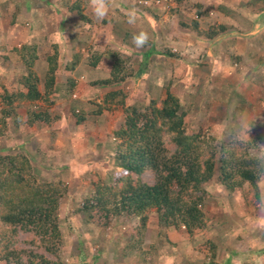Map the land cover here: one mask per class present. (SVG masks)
I'll return each instance as SVG.
<instances>
[{
	"label": "rangeland",
	"instance_id": "rangeland-1",
	"mask_svg": "<svg viewBox=\"0 0 264 264\" xmlns=\"http://www.w3.org/2000/svg\"><path fill=\"white\" fill-rule=\"evenodd\" d=\"M62 2L0 0V85L7 90L14 87L12 79L20 70L17 56L10 50L18 48L22 40L37 46L40 60L51 53L49 46L52 44L56 46L57 59L59 53H69L67 45L58 47L53 42L60 37L64 40L67 34L57 35L49 28L51 17H69L76 29L75 37L79 36L71 46V60L74 56L77 60L75 65L81 58V65L85 66L86 59L93 54L99 57L98 72L105 75L112 63L105 53L114 50L122 58L128 57L127 67L133 73L115 86L97 87V93L87 95L89 101L99 102L105 92L122 89L126 105L145 104L149 99L162 98L164 88L168 87L188 111L186 128L200 129L215 140L252 141V153L264 156V65L256 67V63L264 61V36L254 38L264 30V18L259 21L252 18L258 17L255 12L263 9L261 0H183L179 5L171 0H104L103 17L97 15L91 0H79L83 22L67 12ZM38 3L51 8L50 21L49 17L43 19L31 30L34 20L28 14L39 11ZM195 3L209 7V16L198 19L201 28L214 23L229 25L230 30L217 36L222 37L220 44H216L217 37L206 41L180 24L189 25L194 19L192 6ZM223 9L228 10L224 15ZM233 15L238 21L229 18ZM248 18L252 23L250 27L245 23ZM30 30L26 37L25 33ZM141 33L146 34L145 43L148 44L135 42ZM149 48L152 51L146 58L142 54ZM165 51L176 57L165 55ZM233 57H238L239 61ZM62 66L64 63L60 62L59 71L55 72V79L61 82L77 70L68 67V72V68ZM60 95L51 97L54 105L48 110L50 117L58 114L63 102L73 100ZM81 98L79 95L78 101ZM113 111L118 114L109 127L116 129L121 112ZM61 112L65 114L61 124H50L48 129L24 125L25 109L19 108L17 123L14 125L7 120L0 136V152H24L38 180L61 181L66 185L67 196L59 211L64 264H202L204 255L196 248L205 240L216 245L214 260L217 264H264V176L257 183L258 200L249 186L226 193L212 177L203 186V229L188 236L182 229L157 226L153 217L148 221L139 254L135 257L122 255L118 248L125 242L127 231L136 224L135 220L121 218L97 232L81 224L72 212L73 202L89 191L91 182L114 171L113 142L102 140L106 144L103 155L99 151L91 153L90 149L89 154L82 151L79 138L76 144L70 142L77 129L74 117L68 110ZM69 145L75 152L70 156L65 152ZM82 154L81 162L78 158ZM21 239L25 240L24 236ZM19 248L27 250L30 247L24 244Z\"/></svg>",
	"mask_w": 264,
	"mask_h": 264
},
{
	"label": "trees",
	"instance_id": "trees-1",
	"mask_svg": "<svg viewBox=\"0 0 264 264\" xmlns=\"http://www.w3.org/2000/svg\"><path fill=\"white\" fill-rule=\"evenodd\" d=\"M78 1L63 0L61 5L75 14L78 22H83ZM171 1L179 5L183 0ZM192 7L194 19L189 25L180 24L197 37L207 41L230 30L229 25L221 23L201 28L198 19L209 16V7L198 3ZM229 18L238 21L235 15ZM245 23L247 27L252 25L249 19ZM49 47L51 53L44 56L41 67L37 63L38 48L33 43L24 42L10 50L17 56L23 74L12 79L13 89L0 85V136L7 120L17 123L19 108L25 109L24 125H50L55 120L48 114L54 105L50 96L71 95L74 79H66L63 92L55 84L56 46ZM151 51L149 48L142 55L149 56ZM105 54L112 60L110 70L101 79L89 82L90 87H112L133 76L127 67L128 57L122 58L114 50ZM164 54L176 57L167 51ZM73 58L69 68L77 61ZM98 59L91 54L85 66L95 67ZM233 59L239 61L238 57ZM256 64L262 66L264 61ZM163 94L162 98L149 99L145 104L126 105L122 89H113L102 94L99 102L90 101L94 107L92 115L102 111L121 112L120 123L110 133L115 169L91 182L89 191L73 202L72 212L81 224L97 232L121 218L135 220L136 224L127 231L125 242L118 248L124 256L139 254L150 218H155L157 226L182 229L188 236L203 229V186L212 177L226 193L247 185L258 200L257 183L264 176V156L252 153V141L215 140L200 129L186 128L185 106L168 87ZM69 110L75 124L84 120L81 109ZM66 196L63 182H43L36 178L24 152H0V264H64L59 211ZM24 244L30 248L20 249ZM196 249L204 255L202 264H217L216 245L212 241L205 240Z\"/></svg>",
	"mask_w": 264,
	"mask_h": 264
},
{
	"label": "crops",
	"instance_id": "crops-1",
	"mask_svg": "<svg viewBox=\"0 0 264 264\" xmlns=\"http://www.w3.org/2000/svg\"><path fill=\"white\" fill-rule=\"evenodd\" d=\"M262 3L263 2L261 0V5H260L261 8L263 7ZM40 9H42L41 6H39V9H38L39 11H37L34 15L32 13L28 14L30 16L29 18L34 20V24L31 27V30H32V28L36 29L37 25H40V22L43 21V19L46 20L49 17V21H50L51 8L45 6V8L43 7V10H40ZM45 11H46V15L44 14ZM215 12L219 13L220 15H222V13H223V15H224L225 13L228 12V10L223 9L222 13L220 11H217V10H215ZM263 12H264L263 10L256 11L255 15L258 14L259 16L258 17H252V18H256L255 20L258 19V21H259V19L262 20V18H264V13ZM248 19H246V20H248ZM70 21H71V19L69 17H51V24L49 26L50 30L53 33L57 34V35H59L61 32H64V33L67 34L65 36L64 40H61V37H60V40H53V42L58 47H60L62 44L63 45H67L69 47V48L67 47L68 48V52H69V53H67L68 55L67 54L63 55V54L59 53L60 50L58 51V53H59L58 54V59H57V62L59 63L57 65V70L58 71H59V67H60V62L64 63V66H62V68L64 67V69H66V68L69 67V64L72 62V60H71V57H72L71 46H72V43L74 42V39L78 40V37H79V36L75 37L76 29H73V23L70 22ZM31 30H30V32H28V34L25 33L26 37H28L29 33H31ZM261 35L264 36V30L263 31H259L256 34V36H254V38L259 37L258 39H260L262 37ZM32 36L33 35L31 34L29 39L32 38ZM52 38H54V35H53ZM217 38H218V41H217L216 44H220L222 42V40H219V39L222 38V37H217ZM24 42H26V41L25 40L21 41V43H24ZM258 42L261 44L260 40H258ZM61 57L64 58V60ZM80 59H78L79 60V64L77 63L75 66H73V68H77V70L75 72H71L69 74V76L67 77V78L74 79V87H73L72 93L70 95V97L73 100L69 101V103L67 102L69 108L66 106L67 105V104H65L66 102L62 103L63 108L59 107V109H58L59 112H58L57 115H54L55 116V120L53 121V123L51 122V125L58 126L59 124H61L60 122H62V120L64 119V116H65V114L61 112L62 110L63 111H65V110L70 111L69 109L71 108V109H74L75 112L80 110V109H81L82 112L85 111L83 113L84 120L81 121L79 124H76L77 125L76 126L77 129L73 132L74 138L71 137L70 142H71V144L72 143L76 144L77 143L76 142L77 141L76 138H79L80 139V140H78L79 144L81 143V145L79 147L81 149H83L82 151H85V152L87 151L88 152L89 149H90L91 153H92V151H93V153L99 151V153L101 155H103V153H105L103 149L105 148L106 144H103L102 140L106 139V141L107 140H109V142L112 141L111 138H110V133L115 128L109 127V124H110V122H112V120L117 118L116 115L118 113H117V111H113V112L110 111L109 113H107V111L106 112L102 111L98 115H92L91 114V112L93 111V109H92L93 107L90 108V106L88 105L90 103V101H89V98H88L87 95H89L90 93L91 94L97 93V86L90 87V86H88L89 85L88 83L91 82L92 80L101 79V77H103V74L98 72V70H99L98 64H96L95 67H93V68H89V67L85 66L87 68H84V70H82V73L81 72L79 73L78 71L81 70V66H82L81 64L83 62L82 59L81 60ZM37 63H40L39 67L43 66V64H44L42 60H39ZM257 66L262 67L261 65H257L256 64V67ZM19 70H20V73L17 74L16 76H14V77H17L18 75H22L23 74V69H22L20 64H19ZM68 72H69V68H68ZM73 73H74V75H73ZM66 79L63 82L57 81L56 79L54 80L56 86L59 87L58 88L59 90L62 91V86L63 85L60 84V83H65ZM86 86H88V87H86ZM85 87H86V89H85ZM79 95L82 96L80 101H78ZM51 97H52V95L50 96V98ZM85 117H88V118L85 119ZM89 118H91V119H89ZM90 124H93V125L90 127L89 126ZM34 125L35 126L39 125L40 126L39 128L47 127L49 129L51 127V125L46 126V125H43V124H40V123H36ZM117 126H118V123L116 124L115 127L117 128ZM107 145H109V144H107ZM70 146L71 145H69L68 146L69 148H67L65 150V152L68 154V156H70V154H75V152H73V150L70 148ZM89 152H88V154H89ZM99 153H97V156H99ZM81 156H83V154L79 155L78 159H79V161L82 162Z\"/></svg>",
	"mask_w": 264,
	"mask_h": 264
},
{
	"label": "clouds",
	"instance_id": "clouds-1",
	"mask_svg": "<svg viewBox=\"0 0 264 264\" xmlns=\"http://www.w3.org/2000/svg\"><path fill=\"white\" fill-rule=\"evenodd\" d=\"M92 5L96 8V13L99 17H103L105 14L104 11V0H91ZM147 40V36L144 33H141L139 37H136L137 45H142Z\"/></svg>",
	"mask_w": 264,
	"mask_h": 264
}]
</instances>
